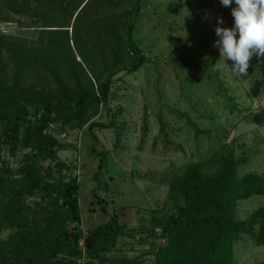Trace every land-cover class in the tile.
Instances as JSON below:
<instances>
[{
    "label": "rangeland",
    "instance_id": "rangeland-1",
    "mask_svg": "<svg viewBox=\"0 0 264 264\" xmlns=\"http://www.w3.org/2000/svg\"><path fill=\"white\" fill-rule=\"evenodd\" d=\"M29 3L42 8L36 0ZM5 12L0 0V16ZM83 14L89 24L85 18L76 23L82 39L104 40L113 34L116 51L122 50L126 28L133 20V38L145 57L141 68L130 72L135 56L128 55L118 65L113 64V55L102 56L99 60L104 67L94 84L97 86L111 75L115 98L110 99L107 107L101 105L100 114L92 116L82 128L70 130L66 138H61L65 147L59 151V159L75 164L64 172L77 177L80 183L83 236L79 242L82 251L79 262L85 264L86 248L84 251L81 246L86 237L84 232L87 235L90 228L110 219L95 193L106 200L109 212L123 208L121 221L137 228L141 210L156 212L169 204V186L160 175L163 171L170 175L189 162L232 153L244 160L237 168L239 176L247 172L264 175V57L251 58L247 77L231 76V61L227 65L219 60V50L213 46L218 39L217 19L223 18L221 27L234 25L231 8L222 6L220 0H92ZM24 22L29 26L12 22L0 29L9 35L0 48V83L5 89L0 94V106L11 109L18 105L17 95L6 89L13 81L11 56L22 48L35 47L42 36L41 22L30 26L34 24L26 17ZM111 31L114 33L109 34ZM44 36L45 42L49 41V34ZM54 49L48 50V70L52 73L46 70L30 79L22 76L20 83L27 88L29 96L41 100L52 98L57 104L72 98L87 83L78 67L62 63L58 56L63 52ZM74 50L85 65L84 55ZM110 121L109 127L98 125ZM94 122L96 126L91 129ZM100 152L106 154L99 175L103 185L95 177L100 168ZM1 154L8 159L10 167L18 170L31 150L9 156L3 148ZM42 163L47 167L51 161ZM27 202L39 207L45 200L32 196ZM261 206H264V194L240 200L236 203L234 219L246 220ZM11 233L9 229L2 231L0 241L6 242ZM240 236L234 244V264H264V246L244 233ZM164 241L146 233L124 236L110 256L155 264L151 245Z\"/></svg>",
    "mask_w": 264,
    "mask_h": 264
},
{
    "label": "trees",
    "instance_id": "trees-1",
    "mask_svg": "<svg viewBox=\"0 0 264 264\" xmlns=\"http://www.w3.org/2000/svg\"><path fill=\"white\" fill-rule=\"evenodd\" d=\"M36 1L41 9L33 7L29 0H3L7 12L0 16V29L12 22L29 26L24 17L34 24L30 26L41 22L43 27L35 47L22 48L11 56L9 67L13 81L6 89L17 95V108L0 106V233L6 229L12 232L6 242L0 241V264H82L79 262L82 257L79 242L83 236L80 183L77 177L64 172L75 164L59 159L58 153L65 147L59 135L82 128L92 116L100 114L101 105L107 107L110 99L115 98L111 75L99 84L96 82L97 86L94 84L104 67L99 60L102 56L113 55L115 65L123 63L128 55L135 56L130 72L139 70L145 57L133 38V20L126 28L122 50L116 51L113 34L104 40L85 41L76 27L77 21L85 18L83 13L92 0ZM133 10L136 11L135 6ZM85 21L89 24L87 18ZM45 33L50 36L47 42ZM8 36L0 31V48ZM50 48L63 52L59 60L77 66L87 83L72 98L57 104L52 98L41 100L29 96L27 88L20 83L22 76L30 79L48 70ZM74 48L84 55L82 60L88 69L78 60ZM4 90L0 83V94ZM111 121L98 125L109 127ZM90 126L94 128L96 122ZM3 148L9 156H16L24 149H30L31 155L14 170L8 165V159L2 158ZM93 151H96L95 145ZM99 155L100 168L95 177L101 183L99 175L106 154ZM47 159L51 163L45 167L42 162ZM242 161L232 153L212 155L187 163L179 172L170 175L161 172V179L169 186V204L156 212L141 210L137 228L121 221L123 208L109 212L106 200L95 193L110 219L88 230L85 264H140L137 258L117 259L110 253L121 237L142 233L165 240L151 245L155 264H234V244L241 233L264 246V206L246 220L234 219L238 201L264 194L263 174L238 175L237 168ZM32 196H40L45 203L33 207L27 202Z\"/></svg>",
    "mask_w": 264,
    "mask_h": 264
},
{
    "label": "clouds",
    "instance_id": "clouds-1",
    "mask_svg": "<svg viewBox=\"0 0 264 264\" xmlns=\"http://www.w3.org/2000/svg\"><path fill=\"white\" fill-rule=\"evenodd\" d=\"M224 7L231 8L234 19L232 27H221L223 18L217 19L215 34L218 39L214 47L219 50L220 59L227 65L231 61L232 77L248 76L253 56L264 57V0H220Z\"/></svg>",
    "mask_w": 264,
    "mask_h": 264
},
{
    "label": "built area",
    "instance_id": "built-area-1",
    "mask_svg": "<svg viewBox=\"0 0 264 264\" xmlns=\"http://www.w3.org/2000/svg\"><path fill=\"white\" fill-rule=\"evenodd\" d=\"M67 133H62V134H60L59 135V137L60 138H66L67 137ZM85 233V236H86V232H84ZM81 246H82V249L85 251V239H83L82 241H81Z\"/></svg>",
    "mask_w": 264,
    "mask_h": 264
}]
</instances>
